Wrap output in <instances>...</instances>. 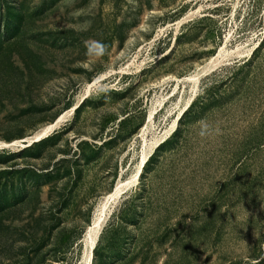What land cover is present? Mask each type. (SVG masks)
I'll use <instances>...</instances> for the list:
<instances>
[{
  "label": "rangeland",
  "instance_id": "374dc122",
  "mask_svg": "<svg viewBox=\"0 0 264 264\" xmlns=\"http://www.w3.org/2000/svg\"><path fill=\"white\" fill-rule=\"evenodd\" d=\"M0 264H264V0H0Z\"/></svg>",
  "mask_w": 264,
  "mask_h": 264
},
{
  "label": "bare ground",
  "instance_id": "6f19581e",
  "mask_svg": "<svg viewBox=\"0 0 264 264\" xmlns=\"http://www.w3.org/2000/svg\"><path fill=\"white\" fill-rule=\"evenodd\" d=\"M38 136H39V135H37L36 139L38 138ZM33 137H34V136H33ZM33 137H32V138H33ZM143 161H144V160H143ZM116 191H117V190H115V191L113 192L112 195H114V194L116 193ZM112 195H111V196H112ZM111 196H110V197H111ZM115 196H116V194H115ZM113 200H114V199H113ZM101 222H102L101 218H100V217L97 218V220H96V222H95V226H94V233H95V234H96L97 230L100 228Z\"/></svg>",
  "mask_w": 264,
  "mask_h": 264
},
{
  "label": "clouds",
  "instance_id": "9594fccd",
  "mask_svg": "<svg viewBox=\"0 0 264 264\" xmlns=\"http://www.w3.org/2000/svg\"><path fill=\"white\" fill-rule=\"evenodd\" d=\"M97 47H101L102 48V46H100V45H97Z\"/></svg>",
  "mask_w": 264,
  "mask_h": 264
},
{
  "label": "water",
  "instance_id": "95a60500",
  "mask_svg": "<svg viewBox=\"0 0 264 264\" xmlns=\"http://www.w3.org/2000/svg\"><path fill=\"white\" fill-rule=\"evenodd\" d=\"M35 141V140H34Z\"/></svg>",
  "mask_w": 264,
  "mask_h": 264
}]
</instances>
